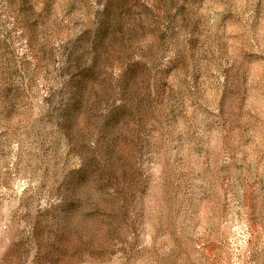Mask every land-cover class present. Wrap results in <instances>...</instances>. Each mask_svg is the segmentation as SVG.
Returning a JSON list of instances; mask_svg holds the SVG:
<instances>
[{"label":"rangeland","instance_id":"rangeland-1","mask_svg":"<svg viewBox=\"0 0 264 264\" xmlns=\"http://www.w3.org/2000/svg\"><path fill=\"white\" fill-rule=\"evenodd\" d=\"M0 264H264V0H0Z\"/></svg>","mask_w":264,"mask_h":264}]
</instances>
